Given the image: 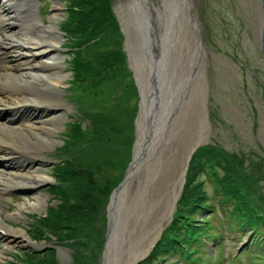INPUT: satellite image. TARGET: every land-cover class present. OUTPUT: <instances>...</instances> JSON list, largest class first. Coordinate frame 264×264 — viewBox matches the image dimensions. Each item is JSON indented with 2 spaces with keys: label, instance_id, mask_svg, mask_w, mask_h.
<instances>
[{
  "label": "bare ground",
  "instance_id": "bare-ground-1",
  "mask_svg": "<svg viewBox=\"0 0 264 264\" xmlns=\"http://www.w3.org/2000/svg\"><path fill=\"white\" fill-rule=\"evenodd\" d=\"M17 2L20 11L13 14L12 9ZM36 2L0 0V203L13 186L33 187L49 179L47 174L39 170V166L46 158L44 151L58 142L57 131L66 118L64 108L67 104L61 89L66 74L62 68L64 58L59 52L61 33L57 26L60 7L56 4L49 23H44ZM115 5L127 36L130 63L141 86L142 105L138 117L135 166L112 198L110 207L113 223L105 258L106 264H134L148 253L153 237L158 235V231L151 233L141 246L144 234L132 232L135 223L133 207L141 215L146 201L141 206L132 199V178L147 165L145 160L153 153V148L154 153L159 155V151L167 145L164 137L153 142L148 126L151 122L154 135L157 130L167 135L170 132L174 134L180 120L181 102L186 106L185 111L188 109L191 112L194 108V112H199V117H202L197 120L191 144L207 140L208 130L204 125L202 107L206 87L203 75L205 53L201 47L200 23L197 14L192 11L193 0H158L157 3L153 0H115ZM147 28L152 38H155L157 31L161 46L165 34L170 31L167 68L170 70L169 79L175 82L169 80L165 100L158 113L152 114L151 118L153 85L150 78L141 75L140 63L137 64L135 54L136 49L144 52ZM192 28L198 31V40H194ZM188 44L195 45V49ZM145 54L147 62L151 64L153 50ZM200 144L203 143L196 146ZM143 151H147L144 159ZM27 153L33 158L27 157ZM152 200H155L154 196L147 198L148 208H154ZM172 205L173 202L167 200L165 212L170 211ZM22 213L20 209L15 215L18 217ZM136 230H141L138 225ZM0 234H4L8 242L18 235L21 242L29 240L24 230L7 224L1 214ZM5 250L8 247L0 251V257ZM60 254L67 259L65 250L62 249Z\"/></svg>",
  "mask_w": 264,
  "mask_h": 264
},
{
  "label": "trees",
  "instance_id": "trees-1",
  "mask_svg": "<svg viewBox=\"0 0 264 264\" xmlns=\"http://www.w3.org/2000/svg\"><path fill=\"white\" fill-rule=\"evenodd\" d=\"M63 28L76 47L71 63L74 83L82 87L86 80L87 86L84 88L89 87L94 95H99L98 107L109 100V96L111 100L117 99L120 102L116 97L111 98V94L118 92L120 88H125V93L130 95L134 89L133 84L120 86L126 75H130V71L125 67L127 62L124 52L118 49L121 34L110 0H69L68 16L63 22ZM98 36L100 39L92 44L88 43ZM115 64L116 69L112 70L114 75L103 71L105 65L115 67ZM126 94L121 102L128 101ZM108 108L117 112V105L106 107ZM90 114L94 115L96 121L98 114ZM133 115L134 113L130 114L125 129H117L107 123L109 129L102 128V132L89 133L85 147L79 153H74L72 160H67L56 168L57 178L68 184L67 187L61 186L58 189L62 202L58 207L51 208L46 217L37 219L31 229L37 240L51 239L54 236L58 241L72 246L75 264H97L101 256L107 225L106 199L123 170L120 172V167L114 168V160L128 155L129 151L123 146L129 144ZM94 127L97 128L96 125ZM72 130L74 139L82 138L83 129L80 124H74ZM117 143L120 145L116 146ZM212 164L219 165L224 170V175L218 178L219 193L215 197L225 198V203L229 206L227 216H235V226H262V220L255 216L251 203L248 202L251 197L257 207L264 210V200L256 192L260 178L264 175L262 166H254L249 170L243 166L238 154L228 153L218 145H208L193 156L176 217L149 258L141 264H169V255L192 259L184 252L181 244L190 245L196 240L186 234L180 218L183 214L190 217L197 213L205 214L210 209L216 212V209L212 210L215 202L210 200L203 178L205 170ZM104 168L106 172L101 174L99 181L96 180L95 173ZM195 230L200 231L199 227ZM201 242L202 240L199 243ZM26 255L27 260L33 264H60L56 260L54 249L40 255L27 251ZM196 259L202 261L203 257L198 255Z\"/></svg>",
  "mask_w": 264,
  "mask_h": 264
},
{
  "label": "rangeland",
  "instance_id": "rangeland-1",
  "mask_svg": "<svg viewBox=\"0 0 264 264\" xmlns=\"http://www.w3.org/2000/svg\"><path fill=\"white\" fill-rule=\"evenodd\" d=\"M40 1L42 2L43 0ZM153 1L157 3L158 0ZM112 2L114 10L117 12L115 0ZM56 4L60 7L57 19V26L60 30L62 21L66 17L64 0H47L46 11L41 15L44 22L49 23L51 16L55 13ZM39 6H42L41 3ZM192 10L197 14L200 22L204 43V68L208 90L207 109L211 127L209 143H219L226 149L240 154L243 166L250 170L253 168L252 165L255 164L258 167L264 166V54L261 51L259 39L261 28L259 2L258 0H193ZM64 38L65 36L62 33L61 44H64ZM119 44H121V41H118V49H121ZM61 53H64V59H69L67 53L63 51ZM63 69L66 78L64 80L65 84L61 88L62 90L65 89L66 93H62V96L64 99L68 97L65 103H70L72 100L66 88L69 86L72 73L67 66H63ZM122 92L123 89L113 93L111 96L119 97ZM107 99L109 100L104 101L101 107L94 109V112L98 114L96 121H92L91 118L84 119V129L102 132V128L109 129L108 124L117 129H125L127 127L126 124L130 120L131 109L135 104L133 96H129L130 102H117L116 100H111L110 97H107ZM114 105H117V112L109 108L106 109V107ZM75 110L76 107L71 104V108H66L65 112L67 115L72 116ZM197 118L195 114L192 118L187 112L183 114L182 120H186L187 125L183 126L181 123L180 132L176 134L170 147L167 148L166 152L162 153L160 160H155L157 170L152 178L154 180L157 179V189L162 184L168 186L172 181V175L175 173L180 175L186 166L188 155L186 151L188 147L186 146L194 138ZM68 121L65 119L62 122L61 129L57 131L58 142L52 149L45 151L47 160L44 161L43 166L39 167L41 172L50 174L53 163L60 157L56 148L60 147L63 143L62 140L65 139L66 123ZM114 168L117 167L114 166ZM105 169L95 173L96 180L100 178L102 173L106 172ZM144 171L146 172L147 168ZM49 177L50 179L47 183L54 181L51 175ZM135 185L137 186V180H134L131 189H134ZM47 186L41 183L28 190L24 189L27 187H14L11 191L9 190L4 201L0 203V214H2L6 223L14 228L28 230V217L32 216L31 214H47L49 206L55 205L57 202L52 199L51 193L46 189ZM205 187L209 191L210 199L216 204L212 184L207 181ZM159 196L161 195L159 194ZM20 209L23 214L15 217V212L20 211ZM164 213L165 204L160 203L156 213L154 212V216H150L158 221L159 224L165 218V221L162 222L163 224L161 223V226L159 225L160 228L157 229L160 234L172 219V214L171 216L169 214L163 216ZM106 214L108 217V210ZM9 215L10 217H8ZM208 215L211 216L210 213H207L206 217ZM222 216L223 212L213 214L212 218L213 225L216 227L215 233H217V230L218 232L222 231L225 241L217 248H215V244L212 241L205 245L202 252L211 254L209 255L210 260L204 261V259L200 264H231V258L234 253L238 252L239 243L245 237V234L242 233L246 231L236 230L233 232L230 227H225V224L228 225L229 221L228 219H223ZM232 220L231 222L235 223ZM21 241L22 239L19 235L8 242L5 240L4 234H0V251L8 247V250H5L2 257H0V264L10 260L17 250L26 246ZM262 249L264 250V248ZM66 251L70 260L58 258L64 264H70L72 261L70 251ZM255 251L259 250L255 249ZM241 257L246 264H264V254H260L257 257L252 252L244 251ZM169 260L171 264H191L185 263L176 256L169 257ZM103 262L104 251L101 253L97 264H103Z\"/></svg>",
  "mask_w": 264,
  "mask_h": 264
},
{
  "label": "water",
  "instance_id": "water-1",
  "mask_svg": "<svg viewBox=\"0 0 264 264\" xmlns=\"http://www.w3.org/2000/svg\"><path fill=\"white\" fill-rule=\"evenodd\" d=\"M262 3V7H263V13H264V0H260ZM193 30V28H192ZM193 38L194 40H198L197 34L196 32L193 30ZM150 35V34H149ZM171 37L170 35V31H168L165 36L164 39L166 40L163 43V46H161V44L159 42H156L153 39H149L147 37V41H145V52H151L153 50V57H152V61L151 64H149L147 62V57L146 54L144 53L145 56V66L147 67V71H144L143 76L150 78V82L153 85V99H152V103H153V107H151L152 111L150 114V118L152 114H157L158 111L160 110L161 105L163 104V101L165 100V92L166 89L168 88V82H169V72L167 70V63H168V53H170V47H169V38ZM264 39V38H263ZM147 42V43H146ZM184 43V40H183ZM187 46L189 47H193L192 49H195V45L193 46V44H188ZM197 51V49H196ZM263 51H264V41H263ZM171 61V59H170ZM149 71V72H148ZM192 77V76H191ZM171 81V80H170ZM168 103V102H167ZM167 103H165L167 105ZM180 113L184 114L185 113V109L186 106L182 105V103L180 102ZM203 107V105H202ZM193 112H194V108H193ZM194 114L198 117L197 119H202V117H199V112H194ZM205 119V118H204ZM207 124V121H204V125ZM150 125L152 126L151 122ZM150 139V138H149ZM145 151H143L142 153V158H145ZM155 158V156L153 157ZM147 160H145L146 162ZM150 163H148V166H150L153 163V159H151L149 161ZM133 165L135 166V159L133 160ZM150 164V165H149ZM132 165V164H131ZM154 167L155 165L153 164L150 169L147 171L146 174H144V176L140 181V184L137 185L136 189H135V193H134V197L137 195V197L140 198H136L138 199L137 202L140 204L144 203V197L145 195H148L149 197V189L148 186L150 185V179L152 178V175L150 173L154 172ZM177 183V179L175 178L173 180V184H172V189L175 188V185ZM161 193V192H160ZM165 194V192H164ZM173 195V193L170 195V197ZM133 197V198H134ZM153 199V197H151ZM153 204H157L158 201L152 200ZM152 206H147V209L149 210V212H152ZM111 213H112V209L109 213V225H108V234H107V242H106V249H107V244H108V240H109V231L111 229L112 226V218H111ZM133 216H134V221H138V220H142L143 222V229L140 231L141 233L144 234V237L147 238L151 235V233L156 229V221L151 220V215L146 214V210H144L143 215H140V212L133 207ZM104 264H106V258L104 256Z\"/></svg>",
  "mask_w": 264,
  "mask_h": 264
}]
</instances>
